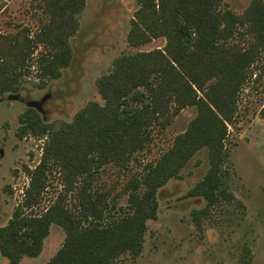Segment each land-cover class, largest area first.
<instances>
[{"label": "trees", "instance_id": "trees-1", "mask_svg": "<svg viewBox=\"0 0 264 264\" xmlns=\"http://www.w3.org/2000/svg\"><path fill=\"white\" fill-rule=\"evenodd\" d=\"M136 4L127 44L139 48L163 38L162 49L116 57L111 70L95 81L103 103L89 102L71 122H44L30 107L18 118L16 136L30 135L43 145L39 164L26 169L30 184L24 202L0 226V255L7 264L38 257L52 225L63 230L64 240L46 264H118L126 254L138 256L146 222L157 216V191L179 179L202 149L208 167L187 196L203 198L205 206L191 211L192 221L200 227L214 207H242L229 190L224 140L252 67L259 66L256 76L264 75V0H252L241 15L222 0ZM84 5L85 0H46L48 22L32 37L18 25L14 34H0V95L20 90L38 46L44 50L41 80L60 78L71 62L69 39ZM186 108L196 110L186 130L158 158L143 163L141 156L151 151L154 139ZM259 114L264 118V106ZM53 169L63 190L39 213L24 214V208L40 204L46 175ZM108 169L118 173L116 180H101ZM69 193L74 203L67 202ZM124 195L127 203L118 205Z\"/></svg>", "mask_w": 264, "mask_h": 264}, {"label": "rangeland", "instance_id": "rangeland-1", "mask_svg": "<svg viewBox=\"0 0 264 264\" xmlns=\"http://www.w3.org/2000/svg\"><path fill=\"white\" fill-rule=\"evenodd\" d=\"M252 0H222L232 12L243 14ZM46 0H0V34H14L16 25L29 29L32 37L48 22ZM137 9L136 0H85L83 10L76 15L77 31L69 39L71 62L61 70L58 79L39 77L38 46L28 61V74L16 94L0 95V226L7 224L17 205L25 199L30 184L26 169H34L40 161L43 141L30 135L19 139V116L32 105L44 122H71L77 111L89 102L102 104L95 81L107 74L113 60L121 54L162 49L165 40L159 38L149 44L132 48L126 36ZM259 67V66H256ZM247 79L237 99V114L227 125L224 146L228 152V186L242 204L222 205L211 209L201 220L200 227L190 213L205 206L201 197H188L187 192L203 178L207 170L206 151L200 150L180 172L157 191V216L146 222L141 253L122 256L118 264H264V75ZM44 83L43 88L35 85ZM16 100H8V96ZM195 108L184 109L163 134L156 137L150 152L141 156L144 162L154 161L171 146L174 137L187 128L195 117ZM138 172L139 168H132ZM112 169L106 170L102 181L116 180ZM121 179H119L120 181ZM118 189V188H117ZM63 183L58 170L46 175L45 188L39 205L24 214L39 213L54 202ZM68 203H74L71 193ZM116 203L124 206L126 196ZM63 230L52 225L36 258H23L21 264H46L60 248ZM0 264L7 260L0 255Z\"/></svg>", "mask_w": 264, "mask_h": 264}, {"label": "water", "instance_id": "water-1", "mask_svg": "<svg viewBox=\"0 0 264 264\" xmlns=\"http://www.w3.org/2000/svg\"><path fill=\"white\" fill-rule=\"evenodd\" d=\"M17 97L16 96H13V95H9L8 96V100H16ZM33 107L32 105H30V108Z\"/></svg>", "mask_w": 264, "mask_h": 264}, {"label": "crops", "instance_id": "crops-1", "mask_svg": "<svg viewBox=\"0 0 264 264\" xmlns=\"http://www.w3.org/2000/svg\"><path fill=\"white\" fill-rule=\"evenodd\" d=\"M23 260V259H22ZM22 262V261H21ZM21 264V263H20Z\"/></svg>", "mask_w": 264, "mask_h": 264}]
</instances>
